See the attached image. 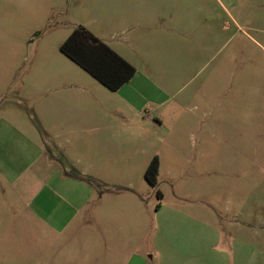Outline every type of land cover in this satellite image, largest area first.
<instances>
[{
	"label": "rangeland",
	"instance_id": "rangeland-1",
	"mask_svg": "<svg viewBox=\"0 0 264 264\" xmlns=\"http://www.w3.org/2000/svg\"><path fill=\"white\" fill-rule=\"evenodd\" d=\"M136 1L0 0V122L45 151L0 170V264H264V0ZM79 26L124 89L60 52Z\"/></svg>",
	"mask_w": 264,
	"mask_h": 264
},
{
	"label": "trees",
	"instance_id": "trees-1",
	"mask_svg": "<svg viewBox=\"0 0 264 264\" xmlns=\"http://www.w3.org/2000/svg\"><path fill=\"white\" fill-rule=\"evenodd\" d=\"M60 52L101 85L112 92H117L134 77L135 68L118 55L113 49L84 27L75 28L59 47ZM159 159L153 157L148 164L144 178L155 189ZM162 199V194L156 190Z\"/></svg>",
	"mask_w": 264,
	"mask_h": 264
},
{
	"label": "crops",
	"instance_id": "crops-1",
	"mask_svg": "<svg viewBox=\"0 0 264 264\" xmlns=\"http://www.w3.org/2000/svg\"><path fill=\"white\" fill-rule=\"evenodd\" d=\"M109 1H110V4L112 6H114V4H116V5H121L123 8H125L127 6H132V3L133 4L134 3H137L136 0H109ZM138 22L139 21L137 20V24H135V25H140ZM157 25L158 26H161V27L163 26V24H161L160 22L157 23ZM168 25H169L168 31H169V34H170V44L172 46L171 56H172V58H176V57L181 56V54H182V51L179 48L180 46L178 47L177 42H176V39H175V36L178 34L177 33V28L175 27L176 24H168ZM100 40H102L111 49H113L109 45V43H107L104 39H100ZM115 52L118 55H120L117 51H115ZM120 56L123 59H125L122 55H120ZM127 84H125L121 89H119V91H121L122 89H124V87H126ZM79 90H81V88H79ZM119 91H117V92H119ZM61 119H63L62 116H61ZM0 123H2V129L0 128V153H2V154L4 153L3 154V158L0 156V167H1L0 170H1V173H4V174L13 173L16 176H18V173L21 171V164L22 163H26V164L29 163V161H32L33 160V156H32L33 154H38L40 152L41 153H45V151L39 150L37 148V146L33 145L28 140L24 139L22 137V135L12 125H10L9 123H7L5 121H2ZM73 130H76V129L73 128ZM93 130H96V129L93 128V129H89L88 131H93ZM21 138L24 139V148H23V151L16 150L17 147L15 146V144H10L9 142L6 141V140H9L10 142L13 141V143L14 142L16 143V139H21ZM5 144L8 145V146H11V145L12 146L11 147H8ZM1 159H3V160L6 161L5 162L6 163L5 167L2 166ZM8 171H9V173H8ZM69 175L71 176V178L68 175H64L65 177H68L67 178L68 180H66L64 178L61 179V176L59 177V175L56 176V180H63V181H59V182L66 184L70 180L78 179L72 173H69ZM15 180H16V177H15Z\"/></svg>",
	"mask_w": 264,
	"mask_h": 264
}]
</instances>
